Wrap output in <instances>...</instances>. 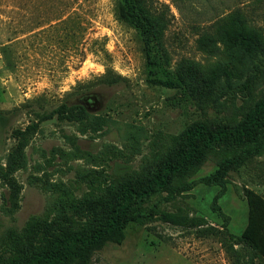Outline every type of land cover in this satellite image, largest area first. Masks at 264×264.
I'll use <instances>...</instances> for the list:
<instances>
[{"label":"rangeland","instance_id":"obj_1","mask_svg":"<svg viewBox=\"0 0 264 264\" xmlns=\"http://www.w3.org/2000/svg\"><path fill=\"white\" fill-rule=\"evenodd\" d=\"M145 2L160 76L176 88L147 81L116 0H0V264L20 260L44 230L89 224L110 188L154 169L193 122L236 123L264 98V0ZM238 33L256 49L240 48ZM61 104L72 114L47 119ZM222 156L206 155L180 181L188 190L144 205L200 227L131 223L91 264H232L229 248L239 264H264L240 243L244 190L264 197V152L228 173L219 194L198 180Z\"/></svg>","mask_w":264,"mask_h":264},{"label":"trees","instance_id":"obj_2","mask_svg":"<svg viewBox=\"0 0 264 264\" xmlns=\"http://www.w3.org/2000/svg\"><path fill=\"white\" fill-rule=\"evenodd\" d=\"M145 0H116L117 19L131 26L142 44L147 69V81L164 88L177 87L161 77L154 55L155 24L146 8ZM238 44L247 53L256 49L252 40L242 34ZM119 76L107 78L108 85L119 82ZM72 114L66 104H61L46 114V118H65ZM69 139L67 136L65 137ZM212 152L223 156L217 168L198 183L218 187L219 194L226 190V176L237 172L247 162L264 152V98L257 100L236 123H206L196 121L181 134L179 143L156 167L141 177L126 179L117 188H110L106 201L92 214L89 224L80 228L72 226L44 230L33 244H22L23 253L18 261L2 264H91L95 252L106 244L120 245L125 239L127 225L146 226L154 221L196 229L202 224L185 215L159 213L156 205H144L156 194L171 191L181 193L190 185L180 181L205 161ZM247 218L240 233L242 243L252 256L264 260V197L252 189L244 190ZM233 263L239 264L238 251L229 248Z\"/></svg>","mask_w":264,"mask_h":264}]
</instances>
